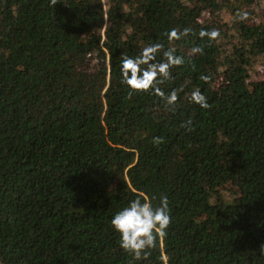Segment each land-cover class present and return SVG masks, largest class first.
Returning <instances> with one entry per match:
<instances>
[{
	"label": "trees",
	"instance_id": "16d2710c",
	"mask_svg": "<svg viewBox=\"0 0 264 264\" xmlns=\"http://www.w3.org/2000/svg\"><path fill=\"white\" fill-rule=\"evenodd\" d=\"M154 43L184 58L160 85L175 110L121 83ZM138 195L171 215L139 260L110 226ZM262 246L264 0H0V264H264Z\"/></svg>",
	"mask_w": 264,
	"mask_h": 264
},
{
	"label": "clouds",
	"instance_id": "9594fccd",
	"mask_svg": "<svg viewBox=\"0 0 264 264\" xmlns=\"http://www.w3.org/2000/svg\"><path fill=\"white\" fill-rule=\"evenodd\" d=\"M190 31L189 28H185L178 32L177 29L172 28L167 32V38L169 42L179 40L182 36L188 35ZM199 36L214 40L218 32L215 29H201ZM192 51L198 53L202 50L194 47ZM182 63H184V58L176 54L174 47L164 49L160 43L149 44L144 46L136 56H122L119 70L121 83L127 85L129 94L146 92L159 97L165 107L175 110L179 100L177 91L172 89L166 92L160 85L171 78L170 69ZM201 78L207 79L206 76ZM188 100L203 109L210 106L207 97L198 87L191 90ZM191 123V120L187 121L186 126H190ZM152 142L158 145L163 142V138L153 137ZM170 222L167 196H161L159 204L154 205L148 197L138 195L120 207L110 218V226L119 234L120 248L132 254L137 260L148 255V250L155 245L156 236L163 235ZM261 252L264 254V246L261 247Z\"/></svg>",
	"mask_w": 264,
	"mask_h": 264
}]
</instances>
